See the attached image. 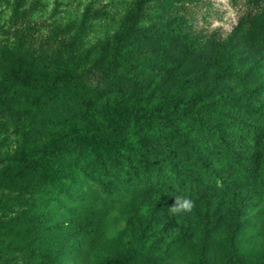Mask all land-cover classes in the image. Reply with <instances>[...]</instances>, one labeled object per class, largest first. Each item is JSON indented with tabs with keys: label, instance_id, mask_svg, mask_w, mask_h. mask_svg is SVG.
Wrapping results in <instances>:
<instances>
[{
	"label": "trees",
	"instance_id": "trees-1",
	"mask_svg": "<svg viewBox=\"0 0 264 264\" xmlns=\"http://www.w3.org/2000/svg\"><path fill=\"white\" fill-rule=\"evenodd\" d=\"M195 3L130 0L114 30L85 46L106 9L86 5L77 25L39 35L14 0L0 121L51 129L0 168V264H70L123 194L143 199L148 220L97 264L149 251L159 264L185 246L184 264H264V250L237 242L264 196V0H246L226 37L193 28ZM175 196L195 208L174 215ZM92 200L100 206L86 211ZM149 225L162 233L148 244Z\"/></svg>",
	"mask_w": 264,
	"mask_h": 264
},
{
	"label": "rangeland",
	"instance_id": "rangeland-1",
	"mask_svg": "<svg viewBox=\"0 0 264 264\" xmlns=\"http://www.w3.org/2000/svg\"><path fill=\"white\" fill-rule=\"evenodd\" d=\"M130 0H23L22 8L29 9L24 25L35 27V33L45 35L55 26L65 24L77 25L86 5L93 8L106 9L111 18L94 20L84 37V45L89 46L111 33L117 25L120 15L124 12ZM246 0H197L193 6V28L202 33L215 32L226 37L238 23V19L247 11ZM14 0H0V41L5 42L3 30L11 26ZM1 82V79H0ZM62 116V115H61ZM60 116V117H61ZM51 127L41 123L30 125L23 120L10 117L0 121V168L11 160L20 161L28 154L31 144L29 139L36 132L46 141ZM56 132V131H55ZM53 141L49 142L52 145ZM31 149L34 148L31 146ZM95 193H92V196ZM117 208L110 213L100 228L89 235L78 251L69 254L70 264H97L105 254H117L123 248L130 247L135 241L139 229L148 220V209L143 199L132 198L123 194ZM100 206L99 201H90L84 207L86 211ZM161 228L145 231L146 243L161 235ZM238 247L243 252L260 253L264 250V196L255 205L252 218L238 236ZM147 244V245H148ZM146 245V246H147ZM189 246L177 252L171 259L159 264H184L188 259ZM153 253L141 254L136 264H155ZM220 263V259L218 260Z\"/></svg>",
	"mask_w": 264,
	"mask_h": 264
},
{
	"label": "clouds",
	"instance_id": "clouds-1",
	"mask_svg": "<svg viewBox=\"0 0 264 264\" xmlns=\"http://www.w3.org/2000/svg\"><path fill=\"white\" fill-rule=\"evenodd\" d=\"M195 208V201L186 196H175L174 206L169 210L174 215L181 212H191Z\"/></svg>",
	"mask_w": 264,
	"mask_h": 264
}]
</instances>
